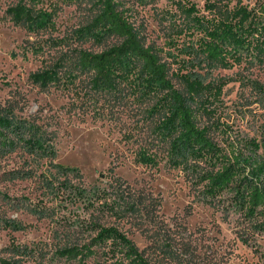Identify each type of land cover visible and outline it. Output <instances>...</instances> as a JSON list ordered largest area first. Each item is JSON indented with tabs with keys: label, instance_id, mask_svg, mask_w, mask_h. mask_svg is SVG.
I'll list each match as a JSON object with an SVG mask.
<instances>
[{
	"label": "rangeland",
	"instance_id": "obj_1",
	"mask_svg": "<svg viewBox=\"0 0 264 264\" xmlns=\"http://www.w3.org/2000/svg\"><path fill=\"white\" fill-rule=\"evenodd\" d=\"M181 1L120 0L142 40L163 49L170 80L192 97L214 142L226 148L239 135H258L262 108L253 101L264 59L214 67L206 82L194 78L170 46L188 39ZM20 3L45 11L43 26L17 23L9 9ZM95 16L91 0H0V115L30 123L44 139L35 154L24 147L0 154V264H128L119 243L94 244L103 227L118 229L151 264H264V233L239 238L230 193L205 199L204 182L171 163L170 140L158 129L164 91L133 73L98 90L93 73L76 64L81 50L122 41L82 38L76 30ZM49 69L57 81L34 82ZM89 247L90 258L70 253Z\"/></svg>",
	"mask_w": 264,
	"mask_h": 264
},
{
	"label": "trees",
	"instance_id": "obj_2",
	"mask_svg": "<svg viewBox=\"0 0 264 264\" xmlns=\"http://www.w3.org/2000/svg\"><path fill=\"white\" fill-rule=\"evenodd\" d=\"M91 1L96 16L91 23L78 28L77 33L82 38L96 40H102L107 34H116L122 39L101 52L80 51L76 64L83 71L93 73L92 86L112 90L119 80L133 73L147 88L164 91L159 101L164 103L165 113L158 129L163 138L170 140L171 163L195 174V182H204L205 199L212 201L222 193H230L231 206L241 213L237 233L244 243H249L255 234L264 233V85L258 88L253 101L262 108L258 114V135H239L223 148L199 125L192 97L174 87L169 78V66L162 60L163 49L142 40L126 9L121 8L120 0ZM178 8L184 21L182 31L188 39L181 46L171 41L170 46L177 47L178 57L185 55L182 66L188 73L192 71L194 78L206 82L212 77L214 67L243 59H264V0H258L255 6L244 0H206L203 8L186 0L179 2ZM9 13L17 23L28 25H42L48 19L45 11H36L23 3L11 7ZM32 78L46 85L57 81L59 76L56 70L49 69ZM39 142L44 143V139L30 123L0 115V154L19 147L35 154ZM109 240L125 247L128 264H151L114 227L101 228L94 244ZM77 252L83 258L96 253L92 247L89 254L84 249L70 251L72 255Z\"/></svg>",
	"mask_w": 264,
	"mask_h": 264
}]
</instances>
